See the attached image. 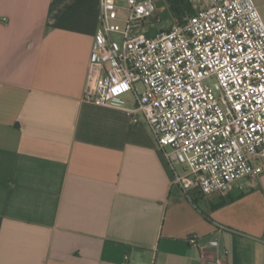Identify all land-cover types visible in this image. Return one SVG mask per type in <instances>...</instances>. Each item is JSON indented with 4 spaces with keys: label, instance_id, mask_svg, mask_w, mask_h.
Masks as SVG:
<instances>
[{
    "label": "crops",
    "instance_id": "obj_1",
    "mask_svg": "<svg viewBox=\"0 0 264 264\" xmlns=\"http://www.w3.org/2000/svg\"><path fill=\"white\" fill-rule=\"evenodd\" d=\"M98 15L0 0V264H264V173L186 193L140 114L85 99Z\"/></svg>",
    "mask_w": 264,
    "mask_h": 264
},
{
    "label": "built area",
    "instance_id": "obj_2",
    "mask_svg": "<svg viewBox=\"0 0 264 264\" xmlns=\"http://www.w3.org/2000/svg\"><path fill=\"white\" fill-rule=\"evenodd\" d=\"M155 12L99 0L85 99L140 114L184 192L224 194L264 173V22L252 0H209L148 35Z\"/></svg>",
    "mask_w": 264,
    "mask_h": 264
},
{
    "label": "rangeland",
    "instance_id": "obj_3",
    "mask_svg": "<svg viewBox=\"0 0 264 264\" xmlns=\"http://www.w3.org/2000/svg\"><path fill=\"white\" fill-rule=\"evenodd\" d=\"M155 7L154 17L144 24V29L149 32L148 35H153L160 30H167L171 27L174 18L167 0H155ZM194 12L196 11L194 10ZM188 15L186 13V16ZM138 89L141 91L142 86L138 85ZM176 170L180 173L182 171L181 166H176Z\"/></svg>",
    "mask_w": 264,
    "mask_h": 264
},
{
    "label": "trees",
    "instance_id": "obj_4",
    "mask_svg": "<svg viewBox=\"0 0 264 264\" xmlns=\"http://www.w3.org/2000/svg\"><path fill=\"white\" fill-rule=\"evenodd\" d=\"M169 3V7L173 17H177L180 20L187 17L186 13L189 14L188 16L193 15L194 9L192 8L191 4L188 0H167Z\"/></svg>",
    "mask_w": 264,
    "mask_h": 264
}]
</instances>
